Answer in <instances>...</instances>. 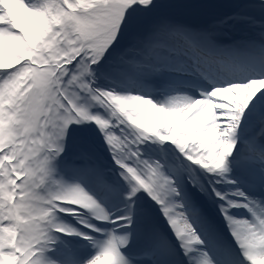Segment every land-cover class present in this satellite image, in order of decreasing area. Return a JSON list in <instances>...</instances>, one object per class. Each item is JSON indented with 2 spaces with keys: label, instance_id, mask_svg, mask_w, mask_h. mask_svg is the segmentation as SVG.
<instances>
[{
  "label": "snow or ice",
  "instance_id": "1",
  "mask_svg": "<svg viewBox=\"0 0 264 264\" xmlns=\"http://www.w3.org/2000/svg\"><path fill=\"white\" fill-rule=\"evenodd\" d=\"M0 264H264V0H0Z\"/></svg>",
  "mask_w": 264,
  "mask_h": 264
}]
</instances>
